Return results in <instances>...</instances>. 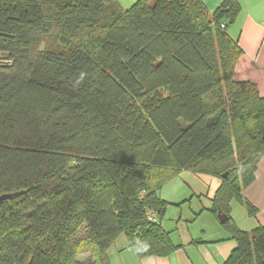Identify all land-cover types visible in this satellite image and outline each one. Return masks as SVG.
I'll list each match as a JSON object with an SVG mask.
<instances>
[{
    "label": "trees",
    "instance_id": "1",
    "mask_svg": "<svg viewBox=\"0 0 264 264\" xmlns=\"http://www.w3.org/2000/svg\"><path fill=\"white\" fill-rule=\"evenodd\" d=\"M240 10L0 0V264H111L121 234L140 258L169 256L182 246L160 191L182 171L222 180L211 211L237 243L224 264H264V226L230 216L234 200L255 215L243 191L264 156V98L233 79Z\"/></svg>",
    "mask_w": 264,
    "mask_h": 264
},
{
    "label": "crops",
    "instance_id": "2",
    "mask_svg": "<svg viewBox=\"0 0 264 264\" xmlns=\"http://www.w3.org/2000/svg\"><path fill=\"white\" fill-rule=\"evenodd\" d=\"M117 1L122 6L126 4L133 6L139 0ZM200 1L210 13H214L225 0ZM239 4L240 13L228 29L230 37L237 40L242 49V54L235 65L233 79L238 83L255 84L260 97L264 98V0H239ZM167 183L171 186L164 190L167 187L165 184L160 196L169 205L179 202L186 188L191 190L193 196L207 198L212 203L222 180L211 175L182 171ZM171 190L174 192L170 193ZM243 197L256 209L255 215H250L243 203L234 200L231 202L230 216L240 230L251 232L264 226V156L258 164L254 182L244 189ZM162 226L171 237L169 224L162 221ZM224 238L215 239L213 235H208V239H205L189 232L179 243L172 239L175 245L182 247L169 256L140 258L135 249L129 246L127 236L123 238L121 234L109 248L108 256L111 264H224L226 260L224 258L227 256L225 250L228 246L219 247L222 242L231 240V237H228L229 240Z\"/></svg>",
    "mask_w": 264,
    "mask_h": 264
},
{
    "label": "rangeland",
    "instance_id": "3",
    "mask_svg": "<svg viewBox=\"0 0 264 264\" xmlns=\"http://www.w3.org/2000/svg\"><path fill=\"white\" fill-rule=\"evenodd\" d=\"M131 1L134 2L136 0H131ZM126 5H128V7H131L132 4L131 5L126 4ZM126 5H123L124 8L127 7ZM50 43L51 42H45L42 45V48H44L45 45L46 46L51 45ZM169 186L171 185H167V187H165L164 190L169 188ZM173 192L174 190L170 193ZM184 192L185 194L180 198L179 202H174L175 204L169 205L167 212L162 220L163 222L165 221L169 224L171 237H173L172 238L173 241L179 243V241L182 240L183 237L188 235L189 232L198 235L200 237H204L205 239H208V235H213L215 239L225 237L224 239L229 240L228 237L230 236V234L228 233L227 229L223 226V224L220 223L218 216L212 213L211 209L213 206L212 203H210L209 199L207 198L200 199L193 196L191 194V190L188 188H186ZM160 195H161V191H160ZM181 195H182V190L180 196ZM81 234L82 231L79 232V236ZM122 236L124 238L125 235L122 234ZM215 246L218 245H213V247ZM222 246H228L227 250H225V255L227 256L224 258L227 260L229 255L236 248L237 243L235 241H232L231 239L229 241L222 242L219 248H222ZM90 258L91 257L89 255L88 256L81 255V257L79 258V262L85 263L88 260H90Z\"/></svg>",
    "mask_w": 264,
    "mask_h": 264
},
{
    "label": "water",
    "instance_id": "4",
    "mask_svg": "<svg viewBox=\"0 0 264 264\" xmlns=\"http://www.w3.org/2000/svg\"><path fill=\"white\" fill-rule=\"evenodd\" d=\"M228 174H226L225 176H227ZM12 197V194H4L0 196V203L8 200ZM227 215L223 214L221 211H219L218 213V219L220 221L221 224H224L227 221Z\"/></svg>",
    "mask_w": 264,
    "mask_h": 264
},
{
    "label": "built area",
    "instance_id": "5",
    "mask_svg": "<svg viewBox=\"0 0 264 264\" xmlns=\"http://www.w3.org/2000/svg\"><path fill=\"white\" fill-rule=\"evenodd\" d=\"M149 220L152 221V222H156L158 220V218H157L156 214L150 213Z\"/></svg>",
    "mask_w": 264,
    "mask_h": 264
}]
</instances>
